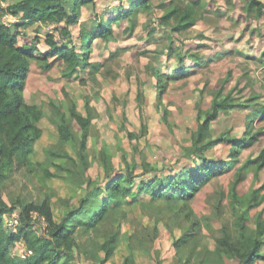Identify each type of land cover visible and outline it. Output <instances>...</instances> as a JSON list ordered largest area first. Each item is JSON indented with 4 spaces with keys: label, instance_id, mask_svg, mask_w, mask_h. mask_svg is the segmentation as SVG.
Wrapping results in <instances>:
<instances>
[{
    "label": "rangeland",
    "instance_id": "374dc122",
    "mask_svg": "<svg viewBox=\"0 0 264 264\" xmlns=\"http://www.w3.org/2000/svg\"><path fill=\"white\" fill-rule=\"evenodd\" d=\"M14 1H0V19L7 13L3 6ZM131 1L96 0L82 7L83 19L72 27V40L95 66L89 64L86 70L81 67L78 73L66 76L62 59L49 70L32 60L25 97L45 111L38 122L43 133L35 142L32 159L44 161L46 148L58 143V129L52 121L58 115L51 104L54 102L66 112L79 139L77 143L68 141L64 148L80 163L78 148H84L89 163L85 177L99 180L104 176L103 152L116 170H132L136 182L172 174L200 162L193 150L198 117L211 109L215 99L229 105L210 122L206 141L223 140L207 148L206 155L213 161L229 160L238 147L235 143H242L236 166L256 157L264 148V113L252 114L264 106V14L248 17L242 0H201L204 6L197 22L179 32L159 20L174 1L185 6L192 0H152V8L139 12L133 29L127 28L125 20L115 26L114 39L91 37L88 47H82V24L90 28L96 24V17H110ZM40 26L37 22L18 37L20 44H36L37 55L47 51L48 45L37 41L36 34L44 37L52 31ZM74 106L92 118L85 147L81 143L82 127L71 114ZM253 134L256 138L252 142L244 141ZM235 168L212 175L192 198L180 202L153 199L148 194L122 196L114 206L115 217L101 226L102 232L119 230V244L105 264H121L128 255L133 257V264L218 262L222 224L231 231L235 219L229 204ZM51 170L57 175L41 184L22 168L4 182V198L10 202L21 194L28 200H41L49 193L55 218L60 221L68 206L79 204L87 186L80 182V169L73 177L65 169ZM263 181L264 168L258 175L249 170L238 184V193L245 195ZM133 185L136 190L137 184ZM259 198L260 203L250 209L248 221L254 229L257 218L264 220V197ZM100 234L78 227L77 264H101L105 251L100 243L105 238ZM177 240L183 242L177 246ZM24 250L20 241L12 245L14 254ZM236 263L225 258V264ZM257 264H264V258Z\"/></svg>",
    "mask_w": 264,
    "mask_h": 264
},
{
    "label": "trees",
    "instance_id": "16d2710c",
    "mask_svg": "<svg viewBox=\"0 0 264 264\" xmlns=\"http://www.w3.org/2000/svg\"><path fill=\"white\" fill-rule=\"evenodd\" d=\"M242 1L248 17L256 18L264 14V3L261 0ZM95 2L96 0H16L8 6H3V12L7 11L5 14L13 15L16 20L0 22V264H77L75 247L78 243L75 233L81 226L86 232L95 231L105 238L100 243V248L105 251L101 264H105L114 255L119 244V230L102 232L101 226L108 218L115 217L114 206L122 196L133 195L136 198L139 194H148L153 199L184 201L192 198L212 175L225 173L235 167V179L231 182L229 191V204L235 219L231 231L227 224L224 222L222 224V237L218 239L217 249L220 259L213 264H225V258L234 259L236 264H257L258 259L264 258V220L257 218L255 229L248 221L250 209L260 203L259 196L264 197V181L245 195L239 194L237 187L249 170H255L258 175L264 168V148L256 157L248 158L238 166L236 163L239 159L236 156L240 152L239 147L242 148V143L234 142L238 147L229 160L213 161L206 155L207 148L214 142L223 140L219 137L206 141V138L209 135L210 122L228 107L229 103L226 101L215 99L211 109L204 116L201 114L198 117L199 125L193 139V150L198 154L200 162L172 174L155 175L150 180L142 179L136 182L132 170L127 172L116 170L108 162V154L103 152L104 176L99 180L90 176L85 177L89 163L82 151L84 148H78L81 163L64 148L68 141L77 143L79 139L66 112L54 102L51 104L57 109L58 115L54 116L52 121L58 129V143L46 148L44 161L32 159L35 142L43 133L38 122L45 111L42 106L29 103L25 97L31 62L35 59L42 69L49 70L56 60L62 59L66 64L63 68L66 76L78 73L81 67L86 70L89 64L95 66L96 64L86 60L88 55L85 52L77 50L72 40V27L81 23L83 19L82 7ZM152 6V0H132L125 8L122 6L116 9L115 14L110 17L105 19L103 16L96 17V24L90 28L82 24L80 31L82 47H88L91 37L114 39L115 26H120L125 20L128 22L127 28L133 29L139 12L150 10ZM203 6L201 0L189 1L185 6L174 1L159 21L180 32L197 22ZM173 20L176 21L175 24ZM37 22L40 23V27L52 29L47 31L44 37L40 34L35 36L37 41L43 40L48 45V50L41 52L40 55L36 54L39 50L36 44H20L18 38L24 30ZM200 59V56L196 58L197 61ZM183 71H186V68ZM72 109V116L82 127L81 143L85 147L92 118L79 113L75 106ZM260 113H264V106L252 112L253 115ZM255 138L256 134H253L244 141L252 142ZM58 158H64L65 162H57ZM51 167L65 169L70 177L80 169L82 172L80 182L86 183L87 186L79 204L68 206L67 213L60 221L55 218L49 193L41 200H28L21 194L10 202L4 198V182L22 168L43 184L45 180L57 175ZM134 183L137 184L136 190ZM221 195L224 196L225 192H221ZM65 204L69 205L68 202ZM88 205L91 207L87 208ZM182 207L179 210L182 211ZM84 209L86 210L82 213ZM15 210H19L18 223L16 229H13L8 225L6 216L16 213ZM191 210L193 213L194 210L192 208ZM35 212L37 216H34ZM38 216L45 217L47 221L45 228L38 225ZM194 225L198 224L194 222ZM232 230L235 231L233 234ZM18 241L25 245L24 256L12 253V245ZM181 242L183 241L177 240L176 245H180ZM133 263V257L128 255L121 264ZM197 264H208V261H199Z\"/></svg>",
    "mask_w": 264,
    "mask_h": 264
},
{
    "label": "built area",
    "instance_id": "2783aa9c",
    "mask_svg": "<svg viewBox=\"0 0 264 264\" xmlns=\"http://www.w3.org/2000/svg\"><path fill=\"white\" fill-rule=\"evenodd\" d=\"M9 21L10 22L14 21V19H12L11 16H8V14H6V16H4L2 19H0V22H9ZM37 215L38 214L35 212L34 216H37ZM38 218H39L38 225H41L43 228H45L47 226L45 217L38 216ZM6 220H7L8 225L11 228L16 229V225L18 223V213H13V214L7 215ZM22 255L24 256V253Z\"/></svg>",
    "mask_w": 264,
    "mask_h": 264
},
{
    "label": "clouds",
    "instance_id": "9594fccd",
    "mask_svg": "<svg viewBox=\"0 0 264 264\" xmlns=\"http://www.w3.org/2000/svg\"><path fill=\"white\" fill-rule=\"evenodd\" d=\"M12 17V19H14V21L16 20V18L13 15H10Z\"/></svg>",
    "mask_w": 264,
    "mask_h": 264
}]
</instances>
